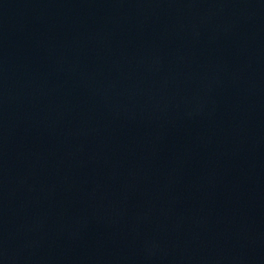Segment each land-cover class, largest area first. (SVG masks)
<instances>
[{"label":"water","instance_id":"95a60500","mask_svg":"<svg viewBox=\"0 0 264 264\" xmlns=\"http://www.w3.org/2000/svg\"><path fill=\"white\" fill-rule=\"evenodd\" d=\"M0 264H264V0H0Z\"/></svg>","mask_w":264,"mask_h":264}]
</instances>
